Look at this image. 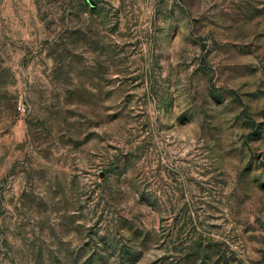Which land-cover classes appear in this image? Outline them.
Instances as JSON below:
<instances>
[{
  "label": "rangeland",
  "instance_id": "obj_1",
  "mask_svg": "<svg viewBox=\"0 0 264 264\" xmlns=\"http://www.w3.org/2000/svg\"><path fill=\"white\" fill-rule=\"evenodd\" d=\"M92 1L0 0V264H264V0Z\"/></svg>",
  "mask_w": 264,
  "mask_h": 264
},
{
  "label": "built area",
  "instance_id": "obj_2",
  "mask_svg": "<svg viewBox=\"0 0 264 264\" xmlns=\"http://www.w3.org/2000/svg\"><path fill=\"white\" fill-rule=\"evenodd\" d=\"M17 109L19 112H23L24 111V107L22 105H18Z\"/></svg>",
  "mask_w": 264,
  "mask_h": 264
},
{
  "label": "water",
  "instance_id": "obj_3",
  "mask_svg": "<svg viewBox=\"0 0 264 264\" xmlns=\"http://www.w3.org/2000/svg\"><path fill=\"white\" fill-rule=\"evenodd\" d=\"M89 2L91 3V5H94L95 4L94 1H92V0H89Z\"/></svg>",
  "mask_w": 264,
  "mask_h": 264
}]
</instances>
